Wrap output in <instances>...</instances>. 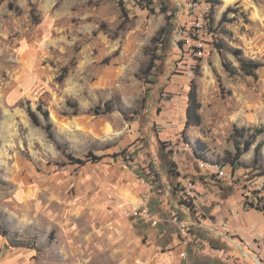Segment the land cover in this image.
<instances>
[{"label": "rangeland", "instance_id": "1", "mask_svg": "<svg viewBox=\"0 0 264 264\" xmlns=\"http://www.w3.org/2000/svg\"><path fill=\"white\" fill-rule=\"evenodd\" d=\"M213 1L201 54L185 0H0V234L13 246L38 264H165L178 228L125 215L150 195L167 216L157 183L212 225L194 235L256 264L218 219L264 233V67L246 76L233 53L264 64V0ZM88 154L102 159L68 157ZM186 252L170 264H228L193 242Z\"/></svg>", "mask_w": 264, "mask_h": 264}, {"label": "built area", "instance_id": "2", "mask_svg": "<svg viewBox=\"0 0 264 264\" xmlns=\"http://www.w3.org/2000/svg\"><path fill=\"white\" fill-rule=\"evenodd\" d=\"M178 6L181 11H184L193 21V36L195 38L196 46L199 53H207L208 45L206 38L209 36L210 32V18L212 11L211 0H185V4L178 2ZM219 164H214L207 161H200V169L205 172L216 173L217 176H226L225 172ZM184 188L186 189L185 194L189 197H193L194 191L192 189V182H184ZM156 191L160 198L169 200L170 191L169 189L163 190L158 187L157 183H153L149 186V193ZM150 195H146L141 202L137 205L130 206L125 210V215L131 219H138L146 225L153 228L158 227L161 224H172L179 230L180 245L182 246V251L179 254V259H187L188 255L186 248L190 243H195L196 246L206 252L208 255L220 254L226 259L228 264H244L241 258L233 259L227 252L223 251L222 248L212 245L209 241L203 239L199 235H194L193 231H198L201 229H209L213 231L211 224H206L203 215L198 213H192L189 207L180 208L177 206H172L167 217L160 216L157 212L152 211L149 207ZM255 206L261 208L264 211V194L255 200ZM219 207L214 208V213H219ZM218 222L222 228L221 237L224 241H229L234 246L240 248L244 256L252 258L256 264H264V233L254 237L252 239L245 240L242 242H236L234 237L237 236V231H233L229 220H224L222 218L218 219ZM230 234V237H224L223 234ZM247 247L251 250L252 254L248 255L244 248Z\"/></svg>", "mask_w": 264, "mask_h": 264}, {"label": "crops", "instance_id": "3", "mask_svg": "<svg viewBox=\"0 0 264 264\" xmlns=\"http://www.w3.org/2000/svg\"><path fill=\"white\" fill-rule=\"evenodd\" d=\"M157 198L159 199L160 197L158 196ZM169 201L171 204L170 205L171 208L173 206L174 201L171 198L167 200V203H169ZM151 210L155 211L153 209ZM168 213L169 212H167V216ZM159 215L162 217H167L163 213ZM232 229L234 231H237L238 233L237 235L240 237L239 239L248 240V239H252L253 237L252 235H249L247 230L243 229L242 227L236 229L232 228ZM261 234H255L254 237L259 236ZM170 247L171 248L175 247V250H171L169 253L165 255L164 258L165 264H170L171 262H173V260L179 259V254L182 251V246L180 245V239L174 238ZM0 264H38V260L35 252H33L32 250L17 248L13 246L6 236L0 234Z\"/></svg>", "mask_w": 264, "mask_h": 264}, {"label": "trees", "instance_id": "4", "mask_svg": "<svg viewBox=\"0 0 264 264\" xmlns=\"http://www.w3.org/2000/svg\"><path fill=\"white\" fill-rule=\"evenodd\" d=\"M212 2V7L214 8L218 2L217 1H213L211 0ZM9 6L11 9H14L13 7V4L12 3H9ZM234 55L238 58L239 60V63H240V70L246 75V76H251V77H257V71L264 67V64L261 63V62H257V61H253V60H247L245 59L242 55V53L239 51V50H234ZM224 67L226 69V71L230 74V75H236L238 72L237 70L228 65V64H224ZM109 112V111H108ZM29 115L31 116L32 120L34 121L35 124L37 125H40L41 122H40V119H39V116L33 112L31 109H29ZM44 116H45V119H46V126H45V129L49 135V138L55 142L56 146L59 148V149H62L61 148V144L59 142H57L54 138V134H53V124L49 121V114L47 112H44ZM252 146V142H248L246 144V149H250V147ZM262 148V143H258L257 147H256V156H259L260 157V150ZM242 152H239L238 156H241ZM73 162V164H77L79 166H84L86 165L87 163L89 162H96V161H100L102 158L101 157H98V156H93L91 154H88L86 155L84 158H74L73 156L69 155L68 156Z\"/></svg>", "mask_w": 264, "mask_h": 264}]
</instances>
